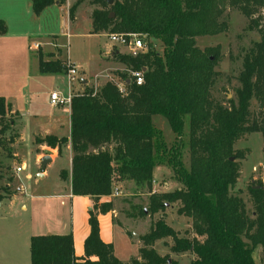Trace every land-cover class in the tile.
<instances>
[{"label": "trees", "instance_id": "trees-1", "mask_svg": "<svg viewBox=\"0 0 264 264\" xmlns=\"http://www.w3.org/2000/svg\"><path fill=\"white\" fill-rule=\"evenodd\" d=\"M84 1L72 0L70 20ZM87 1L97 6L91 13L92 33L143 35L157 40L162 50L148 42L146 50L134 55L116 53L117 61L129 69L128 75L120 73L124 90L108 81L97 92L85 88L73 94L68 137L35 139L37 144L56 147L58 153L63 142H69L71 168L61 169L59 178L69 185L72 195L90 197L93 206L88 211L90 230L82 260L74 256L70 233L44 234L30 237V264H177L153 247L167 237L173 252L193 255L189 264H257L254 253L258 248L260 264H264V183L255 180L248 187L251 213L243 199L231 192L239 177L238 161L246 157L244 150L234 148L241 137L261 134L264 164V0ZM55 2L63 5L66 0H31V8L38 15ZM226 7L245 15L247 29L256 30L259 40L244 53L235 99L224 105L212 95L218 77L216 59L211 49L196 45V38L226 31L227 23L221 19ZM5 32L0 20V35ZM37 56L39 74H66L61 61L46 62ZM130 71H142L143 83L136 85ZM253 101L254 114L250 111ZM11 113V103L0 96V155L6 142L10 145L18 138ZM153 115L168 121L175 136L170 146L152 123ZM185 119L188 167L182 156ZM161 164L170 167L179 188L152 192L153 169ZM126 182L149 193L146 210L137 206V213L127 216H153L166 204L178 203L177 214L191 220L194 235L179 237L159 218L139 236L138 257L126 263L119 260L113 245L101 240L97 216L113 209L111 201L99 203V198L113 197ZM10 194L0 186V202Z\"/></svg>", "mask_w": 264, "mask_h": 264}, {"label": "rangeland", "instance_id": "rangeland-1", "mask_svg": "<svg viewBox=\"0 0 264 264\" xmlns=\"http://www.w3.org/2000/svg\"><path fill=\"white\" fill-rule=\"evenodd\" d=\"M7 1L0 0V17H6L10 21L8 28L16 37L0 39V96L14 107L11 119L16 124L14 128L18 138L10 145L6 142V150L1 151L0 155L2 163L0 186L11 193L1 200L4 203L0 207V252L5 251V256L14 261V264H27L25 250L28 228H31L28 233L41 234L44 231L43 225L51 226L57 223V218L64 224L69 220L68 225H71V206H61V199L53 196L55 191L67 184L59 178L60 170L67 169L70 164L66 143L63 142L60 155L55 156L43 171L40 164L43 149L56 150L57 153L58 150L56 147L50 148L45 143H35L36 138H44L45 134L67 133L65 114L67 106L52 107L49 102L50 91H58L65 96L68 93L70 95L81 93L85 88L97 92L108 81L123 88L120 73L128 75L129 69L117 61L115 54L134 53L128 47L110 40L109 35L115 32L92 33L91 13L97 6L90 5L87 0L77 7L73 20L69 19L68 9L64 4L48 7L44 15L37 19L32 14L30 6V15H27L24 5L20 2L13 5L18 9L19 15L10 14L8 11L11 4ZM71 4L72 0H69L68 8ZM261 14L264 17V10ZM221 19L227 23L226 31L217 35L197 37L196 45L202 50L206 48L212 50L213 53L210 55L216 59L215 70L218 72L212 95L227 105V100L235 99L234 90L239 85L237 76L242 68L243 55L259 40V33L247 29L248 19L234 8L226 7ZM24 32L29 33V36L20 37ZM41 37L47 38L52 45L41 46L39 43L37 48L32 47L33 44L41 42ZM140 39L144 50L148 47V42H151V46L161 52L162 48L157 40H147L143 35ZM38 54L46 62L61 61L63 68L69 62L68 58L76 67L74 80L70 81L64 73L39 74ZM34 91H36L34 95H29ZM250 111L253 114L257 111L254 101L251 102ZM152 123L161 132L165 144L170 146L175 136L168 121L163 116L153 115ZM181 139L185 144L182 149L183 162L188 167V119H185ZM234 148L244 150L246 157L238 161L239 177L231 192L243 199L247 211L251 213L253 206L248 187L255 180L264 183L261 134L254 132L244 135L234 144ZM21 163L24 167L20 170ZM39 174L42 176H38ZM179 187L180 184L173 177L170 167L165 164L154 167L152 192L173 191ZM15 194L17 196L8 201ZM148 195L145 188H136L132 183L126 182L119 189L118 195L113 196V225L110 213L98 214L99 231L106 233L113 245L114 255L122 262L126 263L138 257L139 236L146 233L159 218L175 230L179 237L191 238L194 235L191 220L177 214L178 203L168 204L163 211L153 216L148 214L143 218L127 216L128 213L135 215L138 207L146 210ZM76 198V223L79 220L80 224L83 222L88 224L86 197ZM22 204L26 205L25 209L21 208ZM70 233L73 235L72 231ZM133 234L137 237L132 238ZM5 243H10L6 250ZM171 245L172 240L167 237L156 241L153 247L158 254L168 255L169 259L176 261L177 264H189L193 255L190 252L175 253L171 250ZM254 257L257 264H260L259 248L255 250ZM0 264H6L5 259L1 258Z\"/></svg>", "mask_w": 264, "mask_h": 264}, {"label": "crops", "instance_id": "crops-1", "mask_svg": "<svg viewBox=\"0 0 264 264\" xmlns=\"http://www.w3.org/2000/svg\"><path fill=\"white\" fill-rule=\"evenodd\" d=\"M5 1H7V0H5ZM7 2H9L10 4H11V9L8 11L10 14H17V15H19V11H18V9H16V8H14V6H15V3H21V4H23L24 5V7H25V13L27 14V15H30L29 14V6H30V9H31V11H32V8H31V0H8ZM14 5V6H13ZM52 5H58L57 3H54V4H52ZM52 5H50V6H52ZM66 7H67V9H68V5H69V0H66V2H65V4H64ZM50 6H48V7H50ZM48 7H46V8H44L38 15H35L34 13H33V11H32V14L33 15H35L36 16V18L38 19V18H41L43 15H44V13H45V10L48 8ZM1 19H3L4 21H5V23H6V27H7V29H6V32L4 33V34H1L0 35V39H4V40H6V39H8V37H16L15 35H13L12 33H10V29L8 28L9 27V20L5 17V18H3V17H0V20ZM22 21H24V20H22ZM68 24L69 25H71V23H70V21H68ZM9 34H12V36H9ZM29 33H26V32H24L23 34H19L20 35V37H22V38H26V35L27 36H29L28 35ZM49 36V35H48ZM47 36V38H49ZM51 36H56V35H51ZM57 37V36H56ZM47 38H42L41 37V42H43V43H41V42H37L36 44H38L39 45V43H40V45L41 46H47V45H52V43H50V42H48L47 41ZM44 39V40H43ZM28 49L30 50V48L31 47H29V44H28ZM2 48V47H1ZM5 49V48H4ZM67 60L69 61V62H71L68 58H67ZM38 71V70H37ZM29 79V78H28ZM52 91H54V90H51L50 92H52ZM36 93V91H34L33 93H29V95H34ZM12 105V104H11ZM52 106V105H51ZM52 107H54V106H52ZM12 108L14 109V107L12 106ZM65 114H66V117H67V133H66V135H61V134H45V135H43L44 137L46 136V135H54V136H65V137H68V135H69V114H68V112L66 111L65 112ZM66 147H67V150H68V161L70 160V164H69V166L67 167V169L66 170H68V171H70V168H71V158H72V152H71V147H70V144H69V142L66 144ZM44 150V149H43ZM52 152V154H51V161L55 158V156H57V155H60V153H61V150H60V152L59 153H57V151L56 150H52L51 151ZM42 154H43V151H42ZM39 156H41L40 154H39ZM21 164H23V163H21ZM17 196V194H15V195H13V197H11L8 201H12L15 197ZM53 196H56V197H58V199H61V201H60V205L61 206H65V205H67V206H71V208H72V214H71V225H68V223H69V220L66 222V224H64L63 222H61V219L60 218H57V223H54V224H51V226H49V225H47V224H45V225H43L44 227H43V229H44V231H43V233H41V234H34V233H28L29 232V230L31 229V228H28V231L26 232V239H27V247H26V250H25V253H26V257H28L27 258V264H30V253H29V240H30V237L31 236H33V235H44V234H68V233H70V231H72V240H73V252H74V256L78 259V260H82L83 259V257H84V248H83V245H84V240L86 239V237L88 236V234H89V230H90V228H89V224H87V222L86 223H81L80 224V222H79V220H77V223H79V226L77 227V223H76V213H75V205H76V200H77V198H76V195H72L71 194V191H70V187H69V185L68 184H66L65 186H61V188H59L57 191H55V193H54V195ZM86 198V203H87V210L89 211L91 208H92V206H93V201L91 200V198L90 197H88V196H85ZM90 200V201H89ZM109 201H111L112 202V204H113V197H102V198H99V203H102V202H109ZM2 203H4L3 201H1L0 202V207H1V204ZM72 204V205H71ZM21 208L22 209H25L26 208V205L25 204H22L21 205ZM113 212H114V208L111 210V211H109V212H107V213H110V216H111V223H112V225H113ZM86 216H87V213H86ZM99 216V215H98ZM98 216H97V218H98ZM88 217H89V214H88ZM62 221H64V220H62ZM70 227V228H69ZM32 230H33V228H32ZM124 231H126V229L124 230ZM71 234V233H70ZM136 235V234H135ZM99 236H100V238H101V240L104 242V243H111V242H109V240L110 239H108V237H107V235H106V233H104L102 230L101 231H99ZM137 236V235H136ZM132 238H134L133 237V235H132ZM139 243V245L141 246V242L139 241L138 242ZM112 244V243H111ZM10 245V243H5V245H4V248H5V250L8 248V246ZM139 246V247H140ZM114 249V248H113ZM115 253V252H114ZM1 258L2 259H5V261H6V264H14V261H11V260H9L10 258L8 257V256H5V251H1L0 252V260H1ZM92 260H94V258H91Z\"/></svg>", "mask_w": 264, "mask_h": 264}, {"label": "built area", "instance_id": "built-area-1", "mask_svg": "<svg viewBox=\"0 0 264 264\" xmlns=\"http://www.w3.org/2000/svg\"><path fill=\"white\" fill-rule=\"evenodd\" d=\"M109 38L113 43L128 47L134 54L141 52V51H144V47L142 45L141 39L136 34L112 33L109 35ZM32 47L37 48L38 44L35 43L32 45ZM66 69L67 70H66L65 75L70 79V81L74 80L75 75H76L75 65L73 63L67 62L66 63ZM130 76H131L132 81L136 85H140L143 83L142 71H130ZM129 81H130V79H129ZM129 81L127 80V82H129ZM123 85H124V83L122 82V87H123ZM118 88L121 92L124 90V88H121L119 86H118ZM71 96L72 95H70V93H68L65 96V95H61L60 92H58V91H52L49 94V102L52 106L66 105L67 106L66 111L69 113ZM23 167H24V164H20V170ZM15 170H16V168H15ZM112 195L117 196L118 192H114Z\"/></svg>", "mask_w": 264, "mask_h": 264}, {"label": "water", "instance_id": "water-1", "mask_svg": "<svg viewBox=\"0 0 264 264\" xmlns=\"http://www.w3.org/2000/svg\"><path fill=\"white\" fill-rule=\"evenodd\" d=\"M113 0H107L108 4H112ZM57 3V2H55ZM110 17H113V14L110 13ZM51 154L52 152L50 150L44 149L43 150V156L40 158V164H41V170L43 171L45 166L51 162ZM38 176H42V174H39ZM168 204H166L167 206ZM133 237L136 238L137 236L133 234Z\"/></svg>", "mask_w": 264, "mask_h": 264}]
</instances>
